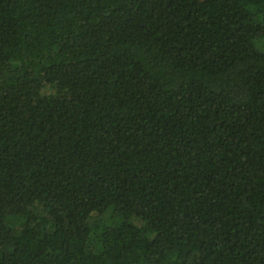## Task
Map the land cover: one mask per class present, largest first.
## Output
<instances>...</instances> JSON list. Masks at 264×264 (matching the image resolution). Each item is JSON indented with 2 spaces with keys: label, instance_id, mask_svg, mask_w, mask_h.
<instances>
[{
  "label": "trees",
  "instance_id": "1",
  "mask_svg": "<svg viewBox=\"0 0 264 264\" xmlns=\"http://www.w3.org/2000/svg\"><path fill=\"white\" fill-rule=\"evenodd\" d=\"M0 264H264V0H0Z\"/></svg>",
  "mask_w": 264,
  "mask_h": 264
},
{
  "label": "rangeland",
  "instance_id": "2",
  "mask_svg": "<svg viewBox=\"0 0 264 264\" xmlns=\"http://www.w3.org/2000/svg\"><path fill=\"white\" fill-rule=\"evenodd\" d=\"M109 216H110L109 214H106V215L104 216V218L107 220V222H108V221H110V222L112 221V220L110 219Z\"/></svg>",
  "mask_w": 264,
  "mask_h": 264
}]
</instances>
